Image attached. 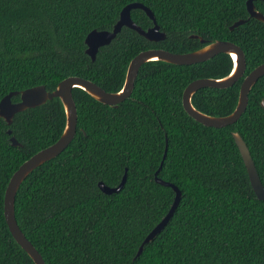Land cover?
Listing matches in <instances>:
<instances>
[{
  "label": "trees",
  "instance_id": "obj_1",
  "mask_svg": "<svg viewBox=\"0 0 264 264\" xmlns=\"http://www.w3.org/2000/svg\"><path fill=\"white\" fill-rule=\"evenodd\" d=\"M131 2L154 11L166 38L151 41L124 26L93 60L87 35L112 30ZM255 4L264 13V1ZM131 13L144 29L154 25L145 10ZM239 19L247 21L231 30ZM216 40L243 48L245 75L228 88L199 89L192 102L202 112L224 116L235 110L245 76L264 62V22L250 17L247 0H0V101L36 85L52 91L69 76L120 91L139 52L184 53ZM234 65L225 52L194 64L148 61L131 96L117 105L74 88V139L28 175L15 201L18 223L46 264H264V200L234 138V132L244 138L264 183V75L240 119L226 127L204 125L183 104L190 82L223 78ZM65 126L59 97L17 112L11 124L0 116V264H36L10 230L6 189L19 166L55 142ZM12 136L22 146H14ZM163 159L158 175L181 189V200L166 227L137 255L176 197L171 186L155 179ZM126 169L119 192L101 190L99 181L117 186Z\"/></svg>",
  "mask_w": 264,
  "mask_h": 264
},
{
  "label": "water",
  "instance_id": "obj_2",
  "mask_svg": "<svg viewBox=\"0 0 264 264\" xmlns=\"http://www.w3.org/2000/svg\"><path fill=\"white\" fill-rule=\"evenodd\" d=\"M135 8L145 10L148 16L153 20L154 25L148 29H144L141 25L136 23L132 18L131 13L132 9ZM247 9L251 18L264 22V13L257 9L255 0H247ZM246 21L247 19H239L230 26V29L233 30L234 28L246 23ZM124 26L136 30L139 34L145 36L151 41H161L166 38V33L161 30V26L157 21L154 11L142 2H131L122 9L120 18L112 30L94 29L89 32L85 39L87 54L95 60L99 48L110 44ZM191 37L199 38L201 42H206V39L199 35L193 34ZM222 52L230 53L235 61L232 72L223 78L205 77L193 80L184 90L183 104L189 115L204 125L219 128L226 127L237 122L245 112L249 103V93L251 89L259 78L264 75V62L256 66L248 75L245 76L241 84L238 104L232 113L224 116L207 114L198 110L194 106L192 98L193 95L203 87L228 88L233 86L245 75L247 69L245 51L240 45L231 40L212 41L197 50L184 53L171 52L162 48H150L143 50L130 61L126 73L125 83L120 91L110 92L91 79L80 76H69L60 81L57 87L52 91L48 90L47 87L42 84L22 91H11L2 98L0 101V116L3 117L8 124L13 122V118L17 112L42 105L54 97H59L61 99L66 112V126L62 135L52 144L37 151L19 166L10 178L5 194V216L10 230L17 242L30 254L36 264H46V262L36 246L27 238L18 223L15 212L16 195L21 184L31 172L45 162L61 154L74 139L77 133L78 125V110L74 98V88H83L95 99L105 104L117 105L131 96L139 71L144 63L151 60H163L174 64H194L207 61ZM234 53L236 54V57H234ZM14 95H20V100L14 102L12 100ZM261 103L264 107V98ZM8 132L12 133V130L10 129ZM234 138L247 166L252 186L257 196L264 200V183L260 178L250 149L244 138L238 132H234ZM11 141L14 146H22V143H20L15 136L11 137ZM167 149L168 148H166L164 159L167 156ZM164 159L161 162L160 168L156 171L155 179L162 185L171 186L176 191V197L168 213L146 236L138 250L137 255H140L143 252L145 245L152 241L166 227L181 200V189L174 183L164 180L158 175L163 166ZM126 180L127 169L120 184L117 186L111 187L103 181H99L98 185L103 192L111 194L119 192L124 187Z\"/></svg>",
  "mask_w": 264,
  "mask_h": 264
},
{
  "label": "bare ground",
  "instance_id": "obj_3",
  "mask_svg": "<svg viewBox=\"0 0 264 264\" xmlns=\"http://www.w3.org/2000/svg\"><path fill=\"white\" fill-rule=\"evenodd\" d=\"M233 55H234V57H236V54L235 53Z\"/></svg>",
  "mask_w": 264,
  "mask_h": 264
}]
</instances>
